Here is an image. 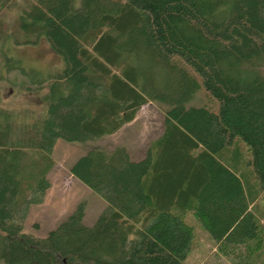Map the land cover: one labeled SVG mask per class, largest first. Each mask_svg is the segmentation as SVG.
Masks as SVG:
<instances>
[{
  "label": "trees",
  "instance_id": "trees-1",
  "mask_svg": "<svg viewBox=\"0 0 264 264\" xmlns=\"http://www.w3.org/2000/svg\"><path fill=\"white\" fill-rule=\"evenodd\" d=\"M14 22L62 68L33 82L42 115L0 107V262L185 264L200 230L230 264H264V0H35ZM11 71L0 50V80ZM199 90L216 107L186 106ZM148 102L163 126L142 158L95 147L68 168L105 202L94 223L79 202L22 233L56 141L110 136Z\"/></svg>",
  "mask_w": 264,
  "mask_h": 264
},
{
  "label": "rangeland",
  "instance_id": "rangeland-1",
  "mask_svg": "<svg viewBox=\"0 0 264 264\" xmlns=\"http://www.w3.org/2000/svg\"><path fill=\"white\" fill-rule=\"evenodd\" d=\"M34 2L35 0H0V31L11 37L9 42H0V50L18 60L22 69V72L11 71L3 74L0 80V107L38 117L45 108L41 101L43 91H33V82L43 79L47 72L60 71L62 62L49 49L44 39L39 38L34 42L32 38H22L17 32L14 22L17 10ZM14 41L20 44L15 45ZM186 106L216 107V102L208 99L205 93L199 90ZM162 126L161 109L158 105L148 102L139 108L130 123L110 136L85 143L56 141L51 153L53 166L46 175L49 188L42 203L29 208L22 233L44 237L79 202L84 203L81 224L90 227L105 208V202L74 180L69 175L68 168L76 159L95 147L110 151L116 146H123L131 159H140L148 144L158 137ZM259 203V210L264 215V199L259 198ZM196 233L193 248L185 264H230L213 253V245L202 231L197 230Z\"/></svg>",
  "mask_w": 264,
  "mask_h": 264
},
{
  "label": "crops",
  "instance_id": "crops-1",
  "mask_svg": "<svg viewBox=\"0 0 264 264\" xmlns=\"http://www.w3.org/2000/svg\"><path fill=\"white\" fill-rule=\"evenodd\" d=\"M213 253H214V247H213Z\"/></svg>",
  "mask_w": 264,
  "mask_h": 264
}]
</instances>
